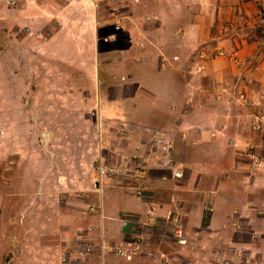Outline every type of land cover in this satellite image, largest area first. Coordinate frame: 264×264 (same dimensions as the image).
<instances>
[{
  "label": "crops",
  "instance_id": "1",
  "mask_svg": "<svg viewBox=\"0 0 264 264\" xmlns=\"http://www.w3.org/2000/svg\"><path fill=\"white\" fill-rule=\"evenodd\" d=\"M263 5L0 0V117L8 113L16 122L5 125L6 132L20 133L15 144L45 130L88 127L93 136L75 141L67 134L57 146L63 152L48 143L45 161L26 158L43 200L39 215L31 214L33 232L51 235L58 220L67 238L49 241L64 254L55 264H108L122 244L131 256L117 258L121 264H264V58L253 59L264 43L257 31L253 38L239 27L262 18ZM222 50H235L238 58L229 60ZM32 81L36 86L27 94L22 86ZM7 87L15 88L12 96ZM121 125L131 133L115 137ZM162 131L164 144L151 145L152 132ZM36 163L45 165L33 173ZM101 163L117 174L104 178L99 191ZM179 165L183 172L176 177ZM51 184L54 191L47 189ZM57 192L74 204H60L54 213L42 204ZM171 215L179 217L185 243L173 238ZM105 221L111 223L107 238ZM126 222L129 233L122 232ZM34 241L36 264L48 240ZM82 244L93 252L77 258Z\"/></svg>",
  "mask_w": 264,
  "mask_h": 264
},
{
  "label": "rangeland",
  "instance_id": "2",
  "mask_svg": "<svg viewBox=\"0 0 264 264\" xmlns=\"http://www.w3.org/2000/svg\"><path fill=\"white\" fill-rule=\"evenodd\" d=\"M259 10H260V13L264 12V9L263 10L259 9ZM180 23L182 25L183 24L188 25L187 20L184 21L181 19ZM237 26H239V23H237ZM239 27L242 30L244 28L243 30L244 34L251 33L253 35L257 31L256 34L260 36V39H259L260 42L264 43V15L260 19L256 17L252 18L250 21H247L245 23L244 27H243V24H240ZM237 29L238 28L236 27L234 31L237 32ZM255 35H253V38H255ZM262 48H263V51L260 50V52H258L260 54L259 57L257 56L253 57L255 61L256 59L259 61L260 59L262 60L264 58V47ZM235 50L231 52L222 50L221 54L228 57L229 60H231L234 57L233 59L234 61L235 59L238 58L237 53H235ZM160 77H164V76L158 74L157 78H160ZM33 86H36V84L32 81L29 83L28 86L23 85L22 88H24L28 94L30 90H34ZM13 90L14 92L16 91L15 88L7 87V94L12 96ZM20 96L23 97V94L20 93ZM23 98H26V96H24ZM4 99H5V95L0 93V103ZM18 100L21 101L22 98L18 96ZM14 122L15 120L13 119V117H11V114L7 113L6 117H0V128L3 129V130H0V264H34L35 262L31 261V254H32L31 246L34 247L33 255L35 256L37 255V248H39L34 241L35 239L48 240L47 245H46L47 247L44 249V252L42 255L43 258L45 256V258L48 259L47 260L48 264H55L56 262L58 263V261L62 262V259L64 258V254L62 256L61 253H58V248H57V253H56L55 248L49 247L52 244L49 241H54L55 239H67L65 236L62 238L63 232H61V229H62V227L60 226L61 223L58 220L52 221V223L54 224L56 223V225H54L53 227L54 229L51 232V235H49L48 231L47 233H44V232L42 233L41 230H37L33 232V230L35 229L34 227L35 224L34 225L32 224L34 223L33 222L34 220L31 217V214L36 212V214L39 215V213H37L39 209L37 205L41 204L40 202H42L43 200L41 201L40 199L41 194L37 197V195L39 194L37 192H39L38 189L40 188L38 186V179H36V177L32 178L30 176V171H31L30 165L29 164L26 165L28 163L26 158L29 157L30 155L33 157H35L36 155L37 157L35 158L39 159V162L41 160L45 161L46 156L48 154V150L50 151V148H46L44 146H46L48 143L53 144L52 147L54 151L58 150V151L63 152L64 149L63 148L58 149L59 147L57 146H61L62 144L66 143L67 134H70L71 137L75 139V141L79 139H84L83 135H85L86 141H91L92 140L91 137L93 136L92 135L89 136L91 133L87 130L89 129L88 127H86L87 128L86 131L81 130L79 133L78 132L67 133V132H55V131L52 132L49 130H45V131H37V132L28 133V137L26 138L25 141L22 140L20 143L15 144V141H16L15 139L16 137L18 138L20 133L13 132V131L6 132L5 130V125H8V124L15 125L16 122L15 123ZM116 132L117 131L115 132L113 131L112 134L115 135ZM23 134L24 132L21 133V135ZM52 135H55V136L58 135L57 137L59 138V140L57 142L52 140L51 139ZM46 136L48 137L46 138ZM97 139H98V136H97ZM58 142H61V143H58ZM56 155L58 154L56 153ZM22 157H24V159ZM23 160L26 161L24 164L22 162ZM42 165H45V164H42ZM42 165H40L39 163L32 165V167L35 168V171L33 170V173L42 171L43 169ZM57 168H59V166L57 167V165L55 166L53 165L54 170L57 171ZM28 177L29 179L27 182L26 179ZM47 189H51V190L53 189L52 191L55 190L54 188H52V184ZM40 192L42 191L40 190ZM53 194L54 193H52V195ZM54 195H57V196L56 197L51 196V198L49 199L47 198V200H45V203L42 204V205H48V206L55 207L54 209L56 211L54 213L60 212L58 211V208H59L58 206H60V204L62 205L63 204H68V205L74 204L71 201L68 202L67 200L63 202L65 200V197H64L65 194L63 192H60V193L57 192ZM102 198H103V202L102 200L101 202L103 204L106 203V200H107L106 194H104ZM37 201L39 202L38 204L36 203ZM41 208H44V207H41ZM50 209L52 210V208ZM61 210L63 211L64 209L62 208ZM71 214H72V217L75 219V217L77 216L75 212L73 213L68 212L66 217H70ZM24 215H26V218H24ZM81 220L83 221V219ZM25 224H27V226L24 230L23 226ZM110 224H111L110 222L105 221V234H106L105 238H107L109 235L108 230L110 229ZM44 230L46 229L44 228ZM51 230L52 229L50 228V231ZM21 239H23L24 241L23 249L21 248V243H20ZM166 239H172V238L166 237ZM25 242H26V245H25ZM18 244L20 245L17 246ZM43 245H44V242H42V246ZM43 258L41 260L38 259L36 264H42V263L44 264ZM178 259L179 258L176 259V262L178 261ZM182 261L183 260L181 259L179 260L181 264H183ZM110 262H113L115 264H121L117 258H108L107 263L110 264Z\"/></svg>",
  "mask_w": 264,
  "mask_h": 264
},
{
  "label": "built area",
  "instance_id": "3",
  "mask_svg": "<svg viewBox=\"0 0 264 264\" xmlns=\"http://www.w3.org/2000/svg\"><path fill=\"white\" fill-rule=\"evenodd\" d=\"M234 58H232L233 60ZM236 60V59H235ZM234 60V61H235ZM125 125H121L119 126V128L117 129L119 133H124L125 132ZM131 133V132H130ZM166 140V135L163 133H153L151 135V143L153 144H162L164 141ZM252 146H249V148L247 150H251ZM117 174V168L110 166L108 164L102 163L98 166L97 168V175H98V182L100 183V188H101V183L102 180L107 177V176H114ZM173 175L176 177H180L182 175V169L180 167L179 169H175L173 171ZM139 195H141V192H138ZM205 209L207 210H212L211 207L209 205L205 206ZM171 220L174 222V236L176 237L177 241H179L180 243L185 242L183 239V228L182 226L179 224V218L178 217H173L171 218ZM123 245V244H122ZM122 245H120L119 247H117L116 249H112V253L114 254V256L116 257H127V256H131V253H126L123 248ZM92 251L91 246H89V244H82V249L81 250H76L75 254H77V258H84L87 255H89V253Z\"/></svg>",
  "mask_w": 264,
  "mask_h": 264
},
{
  "label": "clouds",
  "instance_id": "4",
  "mask_svg": "<svg viewBox=\"0 0 264 264\" xmlns=\"http://www.w3.org/2000/svg\"><path fill=\"white\" fill-rule=\"evenodd\" d=\"M113 131L115 132V131H117L116 133H115V137H123V136H127L126 134H124V133H130V132H128L127 130H125V132L124 133H119L118 132V130H114L113 129ZM153 133H163V134H165L166 135V139H167V137H168V134L166 133V132H152V134ZM128 136H131V134H128ZM166 141V140H165ZM150 144L151 145H155V146H158L159 144H153V143H151V136H150ZM164 144V142L162 143V144H160V145H163ZM102 164V163H101ZM106 164V163H105ZM99 166V165H98ZM180 167H181V169H182V172H183V167L181 166V165H179L176 169H179L180 170ZM98 168V167H97ZM107 177H111V176H107ZM179 177V176H178ZM106 178V177H105ZM104 180V179H103ZM103 180H102V183H101V187H102V185H103ZM98 185H99V191H101V188H100V183L98 182ZM137 190H138V192H140V191H142L140 188H137ZM141 194H142V192H141ZM212 209V208H211ZM205 210H207V209H205ZM207 211H209V212H211L210 210H207ZM173 217H177V216H173V215H171L169 218H168V220L169 221H171V223L174 225V222L171 220V218H173ZM179 218V217H178ZM179 222H180V219H179ZM180 225H181V223H179ZM182 226V225H181ZM183 228V227H182ZM184 229V228H183ZM173 234H174V229H173ZM173 238L174 239H176V237L175 236H173ZM183 239H184V241L186 242V240H185V238H184V232H183ZM176 241H177V239H176ZM185 242H183V243H185ZM89 246H91L90 244H89ZM100 257H101V259H103V257H104V251H105V246H103V242L100 244ZM91 248H92V246H91ZM93 252V248H92V251L89 253V254H91ZM88 256V255H87ZM86 256V257H87ZM116 257V256H115ZM85 258V257H84ZM117 258H123V257H117Z\"/></svg>",
  "mask_w": 264,
  "mask_h": 264
},
{
  "label": "water",
  "instance_id": "5",
  "mask_svg": "<svg viewBox=\"0 0 264 264\" xmlns=\"http://www.w3.org/2000/svg\"><path fill=\"white\" fill-rule=\"evenodd\" d=\"M130 226H131V224L129 222L124 223L123 228H122V232L123 233H129L130 232Z\"/></svg>",
  "mask_w": 264,
  "mask_h": 264
}]
</instances>
